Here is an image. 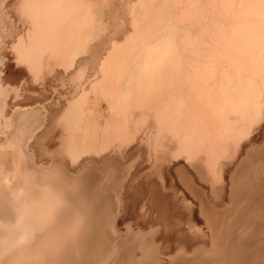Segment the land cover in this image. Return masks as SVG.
<instances>
[{
  "label": "bare ground",
  "instance_id": "1",
  "mask_svg": "<svg viewBox=\"0 0 264 264\" xmlns=\"http://www.w3.org/2000/svg\"><path fill=\"white\" fill-rule=\"evenodd\" d=\"M0 264H264V0H0Z\"/></svg>",
  "mask_w": 264,
  "mask_h": 264
},
{
  "label": "rangeland",
  "instance_id": "2",
  "mask_svg": "<svg viewBox=\"0 0 264 264\" xmlns=\"http://www.w3.org/2000/svg\"><path fill=\"white\" fill-rule=\"evenodd\" d=\"M160 256H161L162 258H166V259H169V258H170L168 255H162V254H160Z\"/></svg>",
  "mask_w": 264,
  "mask_h": 264
}]
</instances>
